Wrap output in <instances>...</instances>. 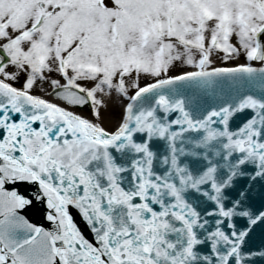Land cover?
Masks as SVG:
<instances>
[{"label":"rangeland","instance_id":"1","mask_svg":"<svg viewBox=\"0 0 264 264\" xmlns=\"http://www.w3.org/2000/svg\"><path fill=\"white\" fill-rule=\"evenodd\" d=\"M61 1L63 3L58 4L59 8H62L63 6H68V4L73 3V1H70V0H68V2H66L67 0H61ZM96 1L97 0H76V5L74 6V8H76V9L78 8L81 12L75 13L74 16L79 17V18H77V21H76L77 24L80 25V22H81V24H83L82 20L84 21V27L82 30H89L91 28L93 18L100 19L99 16H101L102 14H105V13L107 14L106 10H99V9L94 10L93 9L94 6L96 5ZM185 1L186 2L183 5L190 3V5H194V8L202 6V9L207 8L208 11L214 12V14H215V19H213V22H210V24L212 25L211 26L212 31H214V32L211 33L212 32L211 31L210 33H208L205 31V37H204V32L203 33L202 32L197 33V37L198 38L203 37L205 43L210 41L208 39L206 40L207 36L212 37V36H214L212 34H215V38H216V36L219 35V33L222 31L221 22L223 19L226 20L229 27L234 25V23H236L238 25H239V23H241L242 25L246 26V28L247 27L251 28L253 26H258L259 24L264 22V0H261V1L260 0H185ZM55 2H56V0H55ZM77 2H78V4H80V3H85V4L80 9L79 8L80 6L77 5ZM168 2H169V0H136V5L141 7V13H140V18H139L140 21L137 20L134 23V25H131L132 27H130V28L134 31L140 32V35L143 34L144 32L142 30H147L150 28L147 21L148 22L159 21L161 17L165 16L166 11L161 13L160 11L158 12V10H154L152 12V10H150V6H155L156 8H159L160 6H164L161 4H164V3L167 4ZM3 3H4V0H3ZM27 3H29L32 8H35L37 6L35 1H30ZM5 4L8 5V2H5ZM88 5H89V7H88ZM173 5H174V0H172V7H173ZM51 7L54 8V6H51ZM98 7L99 6H97V8ZM170 7H171V5H169L167 8L170 9ZM191 8H192V6H189V7H186L185 9H182V11L180 13V18L186 19L189 16H191V14H192V16L195 15L194 9L192 11ZM173 9H174V7H173ZM55 10L58 12L59 9H55ZM53 11H52V13L54 14ZM66 11L68 13L63 14L64 13V11H63V13H61V16H65V15L70 16V14L72 13L71 9H66ZM94 13H96V15L93 16ZM77 14H79L81 17L78 16ZM87 14H89V15H87ZM143 15L146 17L141 18V16H143ZM85 16H86V21H89L88 24H86V22L84 20ZM92 16H93V18H92ZM106 17H108V15ZM110 19L111 18H108V20H110ZM143 20H146V22H143ZM55 21H56V19H53V22H55ZM58 21H56V22H58ZM68 21H70V20H68ZM139 24H140V26H139ZM241 24H240V26H241ZM245 24H247V25H245ZM73 25H74V21L72 22L71 26H73ZM159 25L162 26L163 31L166 34H168L171 31V34H168V35L172 36V38L174 37L172 35L173 31H175L174 33H177L179 31V30L177 31V29H179L178 23L175 21L170 22L166 25L163 23H161V24L157 23L156 25L151 26V27L153 29L154 27L157 28ZM70 28L68 26V27H66V29H68V30L65 29L66 33H69V35H67V37H66L68 39V41H62L58 45L55 44L54 50L53 49L52 50L53 51L56 50L57 52L54 54V56H51V58H50V55L47 58V59L50 58V62L52 63V65H53V62L55 61V59L53 57H55L58 61H64L65 60L63 64H66L65 66H66L67 70L69 68H73L74 65H76V64L78 66L80 64H85V65L89 66V68L96 69V70H103L104 66L106 65L105 60L106 61L109 60L111 63H115L118 61L122 62L123 59L126 60V61L124 60L125 62H129V60L132 61V60H136V59L138 60L139 59V63H141L144 67H146V66H148V64L150 65L151 62H153L152 60H154L155 58H159V55L161 54V53L159 54V51L157 50V48H160L163 45L161 43L163 39L161 38L160 41H157V40L154 41V39H153V40L149 41V43L147 40L146 41L147 46H144L147 49L146 50L147 54L145 53V51H144V54H145V56L146 55L149 56L148 59L150 61L144 60V58L142 59L141 55L138 54L137 50L134 48V46L139 48L138 43H137V41H138L137 40V38H138L137 34L133 32V34H134L133 35L132 30H130L129 27H126L124 25L123 30L119 29V31L124 33V38L122 40H126L125 46H124L125 47V53L120 54L118 51L114 50L112 44H111V48H109L107 46V44L105 43V41H103L102 43H100L101 45L99 47H97V49L100 51V53L102 50H106L107 52L103 51L104 54L97 55L96 52H93L91 50L93 49V46H95L94 42L102 39L101 36L99 38H97L94 36L95 31L91 32L90 35L87 36L88 39H87L86 44L88 47H86V49L84 50V48L82 46H79L80 44H78L77 41H74V40H77V35L79 34V32L75 33L71 30L69 31ZM128 28H129V30H128ZM55 29L54 30L51 29L52 33L50 32L51 33L50 37H49V35H46L47 39H48L46 41L47 42L46 45H49V42H50V46H51V44H54L56 42V38L58 36L60 37L61 33L59 35V33L56 32L57 30H55ZM188 31H190V30H188ZM80 33H82L81 37L85 36L84 32H80ZM132 36H133V38H132ZM103 37L110 38L111 33L108 32L107 34H103ZM151 38H154V37H151ZM193 38H195V37H193V36L189 37V39L191 41L193 40ZM153 41H154V43H153ZM140 42L142 43L141 39H140ZM232 42L233 41L231 40V43ZM127 43H129V44H127ZM232 45H233L232 47H234V49L236 47H238L237 44H235V43H233ZM49 50H50V48H49ZM31 51H32V49H31ZM31 51L29 54L25 55L26 62L21 63V64H24L25 67H27L28 63H31L32 61L38 59L40 56V54H37L33 57V55L31 54ZM67 52H75V53L71 57V55L67 54ZM93 53H95V54H93ZM69 56H70V58H69ZM99 56H101V58H99ZM67 57L69 58V60H67ZM38 61H40V59ZM86 62H88V63H86ZM100 62H103L104 66H101ZM138 66L141 67L140 64L134 65L132 67H133V69H136ZM131 90L132 89L126 90V88L121 89V91L119 90L118 93H116L115 98L116 97L120 98V95L122 94L121 92H123V94H125V95H129ZM105 101L106 100H102L103 104L101 105L104 108L103 113L101 112L102 116L104 118L103 122H105V119L107 118L108 115L110 116V109L111 108L109 109V105L110 106L114 105L115 107L117 106L116 108H119L118 113H120V109H121V105L118 106V104H115V103L109 104L108 102H105ZM119 102H121V100H119L118 103Z\"/></svg>","mask_w":264,"mask_h":264},{"label":"bare ground","instance_id":"2","mask_svg":"<svg viewBox=\"0 0 264 264\" xmlns=\"http://www.w3.org/2000/svg\"><path fill=\"white\" fill-rule=\"evenodd\" d=\"M16 9V8H15ZM18 9V8H17ZM40 15H41V13H39ZM90 14V13H89ZM89 14H87V15H89ZM20 15V18L22 17V15L24 16V14L23 13H19L18 15H17V13L15 14V15H13V16H11V17H9L8 15L6 16V17H4L3 19H2V16H0V29L2 30V33L4 34L5 33V31H4V29H6V28H8V26H10L9 27V29L10 30H13V31H17L18 29H20L19 27H21L20 25H21V23H23L22 22V19H20V18H17L18 16ZM16 16V17H15ZM47 18V16H46V14L44 15V18L43 19H45V20H47L46 19ZM202 18H206L204 15L202 16ZM207 19V18H206ZM26 21H24V23H25ZM183 24H185L186 26H187V23H185L184 22V20L183 21H181ZM205 22H207V21H205ZM42 23V22H41ZM202 25H204V23L203 22H201V27H202ZM211 24L210 23H208L207 24V27L206 28H204L203 29V27L202 28H200L199 30H200V32H204V37H205V31L206 32H208V33H210L211 31H212V28H211ZM45 28H46V26H45ZM214 31H212L211 33H213ZM29 34H27V36H28ZM212 35H214V36H207L206 37V40L208 39V40H210V41H213V42H217L219 39L218 38H215V34H212ZM256 36L257 35H259V37L257 38V41H256V38H255V41H254V43H253V45H257L258 47H259V52H262V54H263V56H264V24H263V26L261 27V29L258 31V34H255ZM255 35H254V37H255ZM26 36V34H21V36L19 37V39L18 40H16L17 41V43H16V45H13V44H11L10 43V41L9 40H5V42H3L2 41V39L0 40V52L2 53V56H3V58H2V62H1V65L2 64H8L9 62H10V57H11V59H12V62H14V59H13V57H12V55H11V53L13 52L12 51V49H14L15 48V46H17L18 45V50H16V53H17V55L18 56H22L23 54L22 53H20V52H22L23 51V48L22 47H20L19 48V45H24V43L22 42V41H24L26 38L25 37H27ZM3 37V35L1 36V38ZM220 38L222 39V37L220 36ZM21 39V40H20ZM198 39V44H199V48H200V52H203V53H209V51H204L205 49V46H206V44H204V38L203 37H201V38H197ZM175 42V41H174ZM173 45H174V43H173ZM173 48H174V46H172ZM224 50V46H222L221 48H220V51H223ZM233 53V52H232ZM169 54H170V57H172V55H173V52H170V49H169ZM9 55H10V57H9ZM16 55V54H15ZM263 56L261 57V60L259 61V63H257L256 65H254V66H257L258 68L257 69H264V59H263ZM223 57V58H222ZM221 58H222V61L220 62L219 61V65L218 66H216V69L217 68H220V67H222L223 66V64L225 63V58L224 57H227V56H222ZM97 58V57H96ZM99 58H101L100 56H99ZM228 58V57H227ZM230 58H231V61H229V62H234V61H236L234 58H233V56H230ZM92 62V61H91ZM216 63V62H215ZM214 63V64H215ZM12 66H13V64H12ZM225 66V65H224ZM250 66H252V65H250ZM229 67H235V66H233V65H231V66H225V68H229ZM207 69H210V68H207ZM256 69V70H257ZM204 70H206V68H202L201 69V71H204ZM180 70L179 69H174V72H179ZM2 71H1V69H0V80H3V78H4V74L3 73H1ZM189 72H191V71H186V72H181V73H178L177 75H182V74H185V73H189ZM177 75H175V76H177ZM174 77V76H173ZM64 80V84L65 85H68L69 86V84L67 83V81H66V79H65V77L63 76V79H62V81ZM54 82H55V84L57 85V82H56V80H54ZM70 86H72L71 88H72V90H70L71 92H73V90L75 91V89H73L74 87H76L75 85H70ZM56 92H57V95H56V97H53V95H50V96H46L48 99H50L51 101H53L52 99H54V100H56V101H62V97L64 96V94H65V92H67L66 91V89H65V87L64 86H59V88H58V90H56ZM87 95H89V94H87ZM57 104H59L58 102H56ZM62 107H64L65 109H67L68 111H70V112H72V113H74V114H76V115H79V116H81V117H84V118H86V119H89L90 121H93V122H97L96 121V119L94 118V116H93V112H92V109L91 108H89L88 106H86V107H84L83 109H81V110H79V109H77V108H72V109H69V107H73V105H68L67 106V104L65 103V101H62V104H60ZM89 108V109H88Z\"/></svg>","mask_w":264,"mask_h":264},{"label":"water","instance_id":"3","mask_svg":"<svg viewBox=\"0 0 264 264\" xmlns=\"http://www.w3.org/2000/svg\"><path fill=\"white\" fill-rule=\"evenodd\" d=\"M0 54L2 55V53L0 52ZM2 58H3V56H2ZM240 72V71H239ZM250 73H247V74H250V75H252V76H254L255 78H256V80H257V83L260 85V84H262V85H260L259 86V90L261 91V96H262V98L264 99V69H257V70H255L254 72H252V71H249ZM199 97V99H197L196 101H198L199 100V102H201L200 103V107L201 106H204L203 104H202V102H204L205 103V99H202L201 97H200V95L198 96ZM264 107V106H263ZM209 118V117H208ZM13 176V178H14V176H16V175H12ZM16 178V177H15ZM26 177L24 176V179H25ZM20 187H21V185H20ZM24 188H26L25 187V185L23 186ZM94 254V253H93ZM142 254H143V257H144V259H146V258H150V260H151V257H153L155 254L153 253V252H149V253H147V251L146 250H143L142 251ZM94 257L93 256H91L90 257V260H92Z\"/></svg>","mask_w":264,"mask_h":264}]
</instances>
